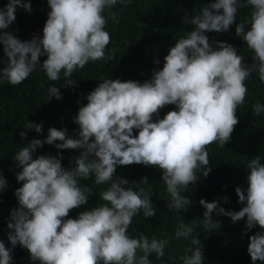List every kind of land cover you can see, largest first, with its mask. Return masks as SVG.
<instances>
[{"label":"clouds","instance_id":"obj_1","mask_svg":"<svg viewBox=\"0 0 264 264\" xmlns=\"http://www.w3.org/2000/svg\"><path fill=\"white\" fill-rule=\"evenodd\" d=\"M130 3V0H119ZM50 11L43 27V37L20 41L11 33L0 32V44L8 58L0 69V81L17 86L36 70L40 56L46 59L39 66L48 79L57 81L61 72L65 84L72 85L73 72L87 63L105 59L110 34L105 31L108 19L117 14L104 12L118 0H47ZM31 11L29 3L9 0L0 9V29L15 20V8ZM251 7L250 17L237 23L235 33L253 52L255 63L246 65L236 49L216 42L213 49L205 32H224L235 22L238 8ZM184 23L194 30L178 39L164 57L161 70L143 83L103 79L86 97L87 103L78 109L74 122L79 125V139L67 138L66 130L49 128L44 140L33 139L15 155L21 171L16 175L22 186L16 189L19 207L10 213L7 227L11 245L27 249L32 261L40 264H151L149 255H165L167 240H151L140 233L136 238L128 229L133 217L143 210L145 217L156 214L150 195L143 188L125 187L128 181L115 176L116 166L142 164L162 171V181L171 196L169 208L186 210L189 199L181 196L197 180L196 170L203 167L207 176V147L218 143L223 147L231 139L238 123L237 107L247 95L245 81L257 73L264 83V0H214ZM246 25L250 27L246 30ZM110 58V57H109ZM159 61H154L158 63ZM49 98L60 99L57 87H50ZM48 98V99H49ZM166 105H175L162 119L153 116ZM254 115L264 113V105H253ZM42 131L39 124L25 127ZM133 130H138L134 136ZM25 132L20 136L25 137ZM60 141L61 143H55ZM57 149H83L74 167L65 170L61 159L38 156L33 152L43 144ZM94 157L89 159V157ZM247 193L235 189L239 211H225L217 202L199 203L205 209L198 221L206 231L215 230L211 214L231 218L233 222L246 217V230L264 229V165L257 156L247 164ZM95 176L97 185L111 181L100 193L106 204L81 212L77 218H67L72 209L87 202L92 189L81 187L80 180ZM147 183L146 179H142ZM6 181L0 176V189ZM227 201V197L224 198ZM196 225L180 223L174 238L187 239ZM248 255L253 264L264 262V231L248 237ZM193 248L179 257L183 264H203L200 241L192 238ZM0 241V264H11L12 256ZM191 253L188 255L187 253ZM139 253V255H138Z\"/></svg>","mask_w":264,"mask_h":264},{"label":"trees","instance_id":"obj_2","mask_svg":"<svg viewBox=\"0 0 264 264\" xmlns=\"http://www.w3.org/2000/svg\"><path fill=\"white\" fill-rule=\"evenodd\" d=\"M8 2L9 0H0V9H5ZM211 2L214 0H130V3L122 4L118 0L115 6L104 12L106 18L109 12L117 14L116 20L108 19L105 25L104 30L111 37L105 49V59L90 61L83 68H78L70 77L72 85L64 83L63 72L57 81L48 79L39 66L46 59L44 55L40 56L36 70L21 84L11 86L6 80L0 81V176L6 181L5 187L0 189V241L11 250V264H40L39 261L30 259L27 249L19 244L13 246L8 240L12 231L7 227L10 213L19 207L15 191L23 184L16 179L21 168L14 160V155L22 147H27L33 139L44 140L49 128L66 130L67 138L79 139V125L74 122V117L78 109L87 103V95L103 79L139 83L150 80L154 71L162 69L164 57L175 42L194 30V25L184 23L185 18L191 19ZM21 3H29L31 11L17 6L15 20L6 29H0V32L11 33L22 42L33 38L42 39L43 27L50 11L47 0H21ZM251 11L250 6L238 8L235 22L227 31L204 33L213 49L218 48L216 42L227 43L244 57L246 65L255 63L252 59L253 52L236 35L235 28L237 23L250 17ZM248 27L250 25H246V30ZM7 63L8 58L0 44V69L6 67ZM245 84L247 95L244 103L237 107L238 123L234 126L231 139L223 147L218 143L207 147V167L211 171L204 176V168H198L196 182L180 193L190 200L186 210L177 212L168 207L171 196L161 179L160 169L142 164L116 166L114 175L128 181L125 187L133 190L143 188L151 196L150 202L156 212L152 217H145L143 210H140L133 217L128 229L129 235L136 238L143 233L150 240L156 238L168 241L163 257H157L155 253L149 255L151 264H183L179 257L185 255L188 248L194 247L191 240L195 236L200 241L203 264H253L247 252L248 237L264 229L255 226L246 230V217L233 222L230 217L216 211L211 214V218L214 222H219L217 229L206 231L198 223L203 220L205 211L199 203L201 199L209 203L216 201L218 208L222 207L225 211L235 212L244 207V203L238 202L235 189L241 188L246 195L249 174L247 164L251 159L259 156L264 165V113L254 115L252 112L253 105H264V83L260 82L254 72ZM50 87L58 88L60 99L49 98ZM175 110V105L164 106L153 116V122ZM29 122L41 125L42 131L37 133L34 129L25 128ZM21 132H25L24 138L20 136ZM137 133L138 130H133L134 136ZM82 151L83 149H57L54 144L45 143L35 149L33 159L38 156L62 158V168L70 170ZM142 179H146L147 183ZM79 183L82 188H91L92 194L84 205L72 209L66 219H75L81 212L107 203L101 199L100 193L110 186L111 181L97 185L95 176L92 175L81 179ZM182 222L187 225L195 224L194 232L187 239H175V231ZM187 254L191 255L190 252ZM255 264L264 262L256 261Z\"/></svg>","mask_w":264,"mask_h":264}]
</instances>
